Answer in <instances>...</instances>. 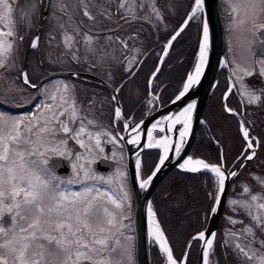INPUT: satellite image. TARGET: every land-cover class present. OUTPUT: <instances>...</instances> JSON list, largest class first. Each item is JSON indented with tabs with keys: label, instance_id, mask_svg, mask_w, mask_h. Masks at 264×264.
I'll return each instance as SVG.
<instances>
[{
	"label": "snow or ice",
	"instance_id": "snow-or-ice-1",
	"mask_svg": "<svg viewBox=\"0 0 264 264\" xmlns=\"http://www.w3.org/2000/svg\"><path fill=\"white\" fill-rule=\"evenodd\" d=\"M13 3L14 0H0V69L5 70L15 67L17 40H23V37L16 35L13 19L16 9ZM226 3L232 13L238 12V5L233 0H226ZM43 4L44 0H26L24 8L19 9L21 19L28 21L29 28L32 16L38 14ZM44 6L51 7L52 19L55 21L54 30L49 33V45L55 44L61 48L62 57L75 63H89L90 68L107 63L109 59L117 60V46L128 52H140L135 46L129 48L128 45V39H135L136 34L127 39L116 35L124 24L140 20L151 22L154 17L162 18L156 0H48ZM204 12L205 0H194L185 20V25L191 20H200L202 38L194 70L187 75L176 100H180L190 88L199 84L208 63L209 22L207 18H203ZM249 13L255 18L264 14V0H245L244 15L248 16ZM111 23H115L116 27H109ZM245 23V19L233 15L231 30L242 29ZM182 31L183 27L171 37L168 45ZM245 31L254 38L259 37L264 44V23H256L253 19L252 27ZM39 39V36L34 37L30 47L36 49ZM163 55H167V46ZM121 58L127 63H138L134 57L130 60L123 51ZM256 63L264 65V59ZM256 71L255 68L249 70L236 65V72L239 73L236 76L238 94L248 105L264 103V89L255 90L244 83V78L253 76ZM258 74L264 77V66L258 69ZM22 76L24 82L29 83L27 73H22ZM45 95L47 99L33 113L19 118L0 113V264H54L49 259L53 255L61 258L59 264H110L109 255L117 248L121 250L127 264H135L133 237L125 236L123 231L128 227L124 221L130 219L132 207L130 192L125 186L126 173H116L120 183L118 189L113 190L110 187L114 182L113 178L97 175L93 169L86 167L94 163L93 153H104L102 136L113 144L124 138L113 135L90 116V112L77 100L74 85L60 82L59 86L46 91ZM89 105L91 106V101ZM194 108L195 104L189 103L178 114L164 117V121H170L166 126L159 127L162 122L157 121L147 130L149 143L144 146L162 148L163 154L160 155L155 170L146 177L141 176L140 161L137 159L136 175L141 189H146L151 184L161 166L169 160L170 151L181 157L185 137L190 132ZM226 111L239 115L231 108H226ZM115 119H121L119 107L115 109ZM176 124L181 127L175 128ZM124 127L127 129L130 125L125 123ZM138 128L139 126L132 127V131L138 133ZM157 129L160 133L176 131L179 138L173 141L165 134L154 139L153 131ZM240 131L246 142L244 159L251 160L258 141L250 137L249 129L243 121ZM70 141L79 145L88 155L85 157L80 152L73 153ZM138 141L139 133L128 139L127 143L137 144ZM73 156L77 161L72 164L74 176L64 179L56 172L60 160L54 157ZM179 167L187 172L198 173L205 170L214 174L217 188L209 196L213 200L210 214H216L225 189L223 157L219 165H210L202 159L188 156ZM236 175L235 171L227 172V176ZM254 178L264 186V178ZM74 184L82 187L74 190L70 187ZM242 193L247 194L248 198L231 199V210L238 213L243 209L251 223L246 224L235 216L227 217L233 227L226 230L224 244L230 245L244 264H264V239L257 237L255 231L258 228L264 233V193L253 194L247 185L242 187ZM147 213L149 235L165 254L166 264H186L187 254L185 258L174 257L150 202ZM237 224L242 227L237 229ZM215 237V232L206 234L205 231H200L192 238L203 241L202 264H214L210 257L214 256ZM257 244L259 247L255 246ZM53 248L55 252L52 251Z\"/></svg>",
	"mask_w": 264,
	"mask_h": 264
},
{
	"label": "rangeland",
	"instance_id": "rangeland-1",
	"mask_svg": "<svg viewBox=\"0 0 264 264\" xmlns=\"http://www.w3.org/2000/svg\"><path fill=\"white\" fill-rule=\"evenodd\" d=\"M17 1L18 0H14V3H13L14 9H16V11H14V13H13V19L15 21L16 35L18 37H23V40L22 41L17 40V50L14 52V54H21V55L23 54V56L26 55V58H27V53H28L29 49H30V52H31V50L34 51V53H36V54H30V52H29V56H31L33 59L31 61L30 58L28 57L29 66L32 65L35 62V60L38 59V57H40L44 54L45 56H48V57L52 56L55 59L59 60L60 61L59 62L60 68H66L67 66H72V67H74V69H88V70L93 71L95 74L99 75L103 81H105L111 85L117 84L120 88L122 86V84L124 82H126L133 74V71L130 72L129 69L134 70L139 65V63H141L140 60H141V58H143V55L147 51L148 47L150 48L153 46L152 41H150V31H149L148 27H146L147 25L140 23V22H137V21H134L130 24H124L123 28L120 31H118L116 33V35H119V36L127 39L128 37L136 34L135 39H128V45H129V48H132L133 46H135V48L140 49V52H136V51L128 52L127 50H123L119 46H117V48H116V56L118 57L117 60L109 59V61L107 63L98 64L95 68H90L89 63H86V62H81V63H75L74 62V63L70 64L69 58L61 56V51H62L61 48L56 47L55 44H53L51 46L49 45L48 41H49V33L50 32H48V31L52 32L54 30V26L53 27L50 26V29H49V25H48L47 26L48 29H46L47 31H44V26H43V28H42L43 31L41 29V32L38 35L40 38L39 43H38V47L36 49H33L30 47L33 38L37 36L36 33H37L38 27H39L40 22H41V18L43 15L44 7H45L44 5L46 3V0H44V4L40 6L38 14L32 16L30 28L28 26V21L25 19H21L22 13L19 11V9L24 8V6L26 4V0H20V2H17ZM156 2H157L158 8L162 12V18L156 19L154 17L152 19L151 23L153 25H155V27L157 28V31L169 34L170 32L175 30V27L177 25V22H175L174 19L177 17L180 18V17L184 16V14L187 12V10L190 7L192 8L194 0H163V5L165 7V13L168 15V17L170 16L173 18V16H174V19H172V20H169L170 17H169V19H167L165 17L164 11L161 9L160 0H156ZM221 3H222L223 16H225V21H226V19H228V17H229V16L226 17V15L229 14L230 7L226 3V0H221ZM190 11L191 10H189L188 15L190 14ZM49 17H50V20L52 21V23L55 24V21L52 19L51 7H50ZM116 19H119V18L117 17ZM120 23L123 24V21H120ZM184 23H185V21L183 22V24ZM108 26L109 27H116L115 23H111ZM173 33H175V31ZM158 37H159V34H158ZM42 39H43V41H42ZM57 39H59V36H57ZM239 45L240 46H237V45L235 46L233 55L231 57H228V67L234 66V68H236L237 64L240 65V62L247 63L246 58L248 59L249 56L250 57L254 56L255 53L253 52L251 45H247V44H239ZM166 46H168V42H166L165 44L164 43L160 44V48H159L160 61H161V58L163 57L164 49ZM171 47H172V44H171ZM171 47H170V49H171ZM122 51L125 52V54H127L129 56L130 60H132V58L134 57L135 61H138V63H136V62H133V63L124 62L121 58V52ZM169 52H170V50H169ZM160 61H159V65H160ZM257 61L258 60H255V66H256L255 69L257 70L256 74H258V69L260 67L264 66V65H260V64L256 63ZM25 63H26V61H25ZM35 63L40 64L38 62H35ZM65 63H69V64L66 66ZM9 64H11V60L9 61ZM23 64H24V60H22V62H21V69H23V71H24L25 64H24V67H23ZM14 69H15V67H11L7 70L4 69L3 70L4 73L3 72L0 73L1 77L8 76V78L6 77V79L7 80L10 79L9 84L11 86H13L15 84L12 81L13 77L16 75ZM27 69H28V64H27V68H26L25 72L27 71ZM7 71H8V73H7ZM155 72H156V70H155ZM157 74H158V72L156 73V75ZM235 74L239 75L236 72H235ZM151 78H152V76L150 77L149 82H148L149 83L148 91H147V81H148L147 80V73H144V72H141V73L138 72L137 77L132 79V80H129L125 84V86H123V88L121 89L122 100H124L123 99V98H125L124 87H125V89H127V91H130V89L133 87L134 99H136V101L138 103V106L135 108L137 115H140V114H142L143 116L148 115V114L154 112L155 110H157L160 106H162L160 101L158 100V96L152 93L151 84L153 83V79L155 77L152 80H151ZM246 80H247V77L244 78V83L246 85H248L246 83ZM60 82H66V81L60 80ZM227 83H228V81H227ZM231 83H232V85L234 84L232 79H231ZM133 84H134V86H133ZM29 85H30V83H29ZM235 85H236V90L238 93L239 84L236 82V77H235ZM217 86L218 87L221 86L220 81H219ZM228 88L229 87L227 86L223 95H225L227 93V91L229 90ZM259 89H263V88L256 87L255 90H259ZM219 90H220V88L217 91V96H216V99L214 100L215 102L212 104L213 106H215V104H220V100H218L219 99ZM231 96H232V92L230 93V95L227 99V108H231L230 103H228V100H231L230 99ZM240 99L243 100V98L241 96H240ZM244 101L246 103V100H244ZM222 102H223V99H222ZM246 109H247V118H249L253 123L256 122L255 123V125H256L255 129L259 133L260 145L258 144V152L257 153L255 152V155H254V156H256V154H258V157L255 160V162L253 163V165H251V166H254V170L250 168L247 171L248 174L246 173V175L244 176V178L242 180H240V181L238 180L236 183H233L232 186L230 185V191H229L227 201H226V205H225V206H227V212H225L222 219H220L221 222H219V228H217L216 237L214 240V256L210 257V260H212L214 262V264H244V262L240 258H238L237 255L233 252L232 247L230 245L224 244V241L227 238L225 235L226 230L233 227L231 224H229L227 217L235 216V218H237L239 220H243L246 224L251 223V220L246 215V213L244 212L243 209H240L238 211V213H233V211L231 210V206H230L229 201L233 198H235V199H247L248 198L247 194L242 193V187L244 185L249 186L251 189V192L253 194L264 193V186H261V184L258 183L257 179L254 178V177L264 178V138L262 136V128L259 126V124L257 122L258 121L257 120V108H255V107L253 108L251 105H248L246 103ZM218 111L220 112L219 109H218ZM130 113L131 112H129V114ZM105 115L111 116L112 110L106 111ZM163 118L164 117L159 118L158 121L162 122ZM100 125H102L104 129H107L110 133H112L113 135H115L117 137H121L124 134L125 127L122 126L123 124H122V122H120V119L117 121H116V119H114L110 122H103ZM124 125H125V123H124ZM205 127L207 129H209V126L205 125ZM238 130L237 131L236 130L226 131V133H225L226 139L225 140H222V141H220L219 139H218L219 141L214 140L215 144L222 146L223 150L226 151V154L227 153L230 154L231 161H229L230 165H228V167L230 166L228 168V169H230L229 170L230 172H232V170H233V166H231V165L239 157V155H241V153H242L243 141H241V139L239 138L240 131H238ZM212 133H213V131H212ZM162 135H164V133H160L157 130L153 133V138L159 139L160 136H162ZM212 137L214 138V136H212ZM253 138H254V141H257L258 136L255 135ZM101 140H102V147H104L105 151H104V153H100V154L93 153V155L95 157L94 163L97 162L100 158H105V157H107L109 159H114V157L116 158V160H117L116 169L114 171H112V173L109 175H101V176H104L106 178H113L114 182L112 184H110V187L113 190H117L119 187L120 180L118 177H116V173L118 171L125 172L126 173L125 186H126V190H128L130 192L131 205H132V191H131L129 172H128V167H127V153H126V150L124 149V146H123L124 144H123L122 140H119L116 144L110 143V142H108V138L104 137V136L101 137ZM148 143H149V141H148ZM108 146H110V147L112 146V150L110 153H107V150H106V147H108ZM153 148H155V147H153ZM255 148L257 149V147H255ZM149 149H152V148H148L147 150H149ZM157 149L160 150L161 148H157ZM146 151H144L143 153H145ZM160 152H161V150H160ZM190 156L193 157V159H202V158L194 157L191 154H190ZM74 161L77 162L75 160V158H74ZM144 161L145 160H143L141 158L139 171H140L141 176L146 177L149 174V172L153 171V169L151 168L152 164L150 162L147 164V162H144ZM95 173L97 175H100L96 171H95ZM242 174L244 175V173H242ZM210 175L213 177V183H214V176L212 174H210ZM241 178H242V176L239 177V179H241ZM70 187L73 188L74 190H79V188H81L82 185L74 184V185H71ZM210 187L211 188L210 189L207 188V190L211 191L212 193H215L216 188H217L215 183L210 185ZM192 195H195V199H197V201H198L195 204V206L197 208L195 209V213H193L189 216H186V215H184V212L188 210V209H186L187 204H188V198H190ZM206 206H207V203L204 200V196H201L196 192L194 185H193V187L191 186V184L188 186L186 184V182H183V183L180 182L179 183L178 181H176V179H173V180L168 179L167 182L163 183V185L160 188V191L156 193V196H153L152 207L156 213L157 219L160 222L167 239L169 240L170 247H171L172 251H174V249L171 245V241H174L176 247L179 249L176 254H175V252H173L175 258H178V259L184 258L189 240L192 237H194L198 232L205 230V227H206V224L208 221V216H209V213L204 211V209L206 210ZM208 211H209V208H208ZM129 215H130V219L124 221V223L127 224L128 227L125 228L123 231H124L125 236H132L133 237L132 243L134 245V261H135V264H137L132 207L130 209ZM235 227L237 229H239L242 227V225L237 224V225H235ZM222 229H223V231H222ZM255 231H256L257 237H259L258 232H260V230L258 228H256ZM220 233L224 234L223 242H222V239H221V242H220V240H218V234H220ZM175 240L178 241L179 245L177 242H175ZM196 242H198V243H196ZM201 244H202V241L194 240L190 244L189 249L192 248V250L194 251L197 248V250H199V249H201ZM154 245L157 246L158 250L161 252V250L159 249V246L153 240H151V248ZM255 246L259 247L258 244ZM189 249H188V254H189ZM52 251L55 252V249L53 248ZM199 253H200V251H199ZM162 255L165 258V261L163 264H166V256L163 253H162ZM187 257H188V255H187ZM49 259L52 260L54 262V264H59V260L61 258L53 255V256L49 257ZM151 260H152V251H151ZM109 261H110V264H127V262L124 260V258L122 256L121 250L119 248H117V250L115 252H113L109 255ZM186 262H187V259H186Z\"/></svg>",
	"mask_w": 264,
	"mask_h": 264
},
{
	"label": "flooded vegetation",
	"instance_id": "flooded-vegetation-1",
	"mask_svg": "<svg viewBox=\"0 0 264 264\" xmlns=\"http://www.w3.org/2000/svg\"><path fill=\"white\" fill-rule=\"evenodd\" d=\"M17 2H20V0H18ZM233 2L238 5V12L232 13V11L230 9L229 14L226 15V17L229 16L228 19H226V21H225V16H223V27H224V35H225L227 62H228V57H231L233 55L234 48L236 45L237 46H240L239 44L251 45L253 52L255 53L254 56H252V57L249 56L248 59L246 58L247 63L240 62V66L242 68H247L249 70H252L253 68H256L255 60L264 59V53L262 55L256 54L257 45L262 44L261 39L259 37H255V38L252 37L249 33H247L245 31V29L252 27L253 19L256 20V23H264V14H261L259 16V18L253 17L251 15V13H249L248 16H245L244 15V2H245V0H233ZM190 10H191V7H190ZM49 13H50V11H49ZM222 13H223V11H222ZM233 15H236L237 18H243L246 20V23L242 29H237L236 31L231 30L230 25H231V18ZM47 22L49 25V29H50V26H52V27L54 26V24L50 20L49 14L47 16L45 24ZM42 31H43V29H42ZM48 32H51V31H48ZM262 45L264 48V44H262ZM29 58H30V56H29ZM14 60H15L14 71H15L16 75L13 77L12 81L15 84L13 86H11L9 84L10 79H8V80L6 79V77L8 78V76L1 77V75H0V81H1L4 89L8 92H13L12 100L6 99L5 95L0 93V113H5L9 117L19 118V117H22V116H25V115H28L30 113L35 112L37 110V106L41 105L47 99L45 92L54 90L57 86H59L60 80H65L66 83H68L69 85L75 86L77 100L84 107V109H86L90 112V116L94 117L95 120L99 124H102L103 122H110V121L115 119V109L117 107H116L115 101L113 99L112 93L107 87H105L103 85L102 82H105V81H103L101 79V77L99 75L95 74L93 71L88 70V69H74V67H72V66H67L69 63H65L67 66L66 68H60V66H59L60 61L59 60L55 59L52 56L48 57V56H45L43 54L42 56L38 57L37 60H35V62H38L40 64H36L34 62L32 65L29 66V62H28V69L25 73H27V75H28V80L30 83V85H29V83L26 84L24 82V79L22 76V73H24V72H23V69H21V62H22V60H24V64H25L26 55L23 56V54L22 55L21 54H14ZM140 61H142V58ZM69 62H70V64L74 63L71 59L69 60ZM24 64H23V67H24ZM3 70L4 69H0V73H2ZM229 70H230V74H231V79L235 84V77L237 75L234 73L236 72V68H234V66L233 67L229 66ZM57 72H67V73H70L71 75L70 76H54V75H52V74L57 73ZM7 73H8V71H7ZM135 73H136V69L133 70L132 76L126 82H124L120 88L117 84H112V85L110 84L111 86H113L116 89L117 94H118L119 103H120V107H121L120 108L121 109L120 122H122V124H123L122 126H124V123H127V121H131L132 123H136L137 121H139L140 119H142L143 117L146 116L145 115V116L137 117V113H134L133 115L127 116L124 112L125 98H123L124 100H122L121 89L123 88V86H125V84L129 80L133 79V76L135 75ZM225 79H226V81H228L227 84H228V87L230 88L228 73L224 69H222L220 76H219L218 83L220 81L221 84H224ZM246 83L252 89H256V87L264 89V77H261L259 74H254L253 76L247 77ZM32 85H35V87H33ZM231 92H232V94L235 95L238 102L240 103L241 110H240V112H238L236 106H234V105H232L231 108L233 110H235L236 113H239L240 118L243 120V122L246 123V126L249 129L250 137L253 138L255 135L258 136L257 141H258V144L260 145L259 133L255 129V126H256L255 123L256 122L253 123L249 118H247L246 103L244 100L240 99V95L237 93V90H236V85H235V87H232ZM225 95L223 96V103H222L223 108H224ZM228 97H227V99H228ZM227 99H226V105H227ZM158 100H159V98H158ZM90 101H91V106L89 105ZM251 106L253 108L254 107L257 108V120H258L257 122H258L259 126L262 128V136L264 138V103L252 104ZM110 110H112V115L111 116L105 115L106 111H110ZM234 117L239 122V131H240L241 121L238 117H236V116H234ZM205 123H206V121H205ZM205 125H207V123L204 124V126ZM240 135L243 138L241 131H240ZM69 146L72 149L73 153L80 152L85 157L88 155L84 149H81L79 147V145L75 144L74 142L70 141ZM245 148H246V144L242 150L241 155H239V157L231 165V166H233L232 171H235L245 160L244 156H243ZM124 149H125V147H124ZM106 150H107V153H110L112 150V146L106 147ZM254 151L257 153L258 147H257V149L255 148ZM257 157H258V154H256V156H253V159L247 161L243 165V167L238 172V174L231 180V183H230L231 186H232V181L236 177L242 176L241 179H239V177H238L234 181V183H236L238 180L239 181L242 180L250 168L254 170V166H251V165H253V163L255 162ZM54 158L60 160V165L56 169V172L59 176H61L64 179H68V178L74 176V170L72 168V164L76 163L74 161V156L71 158H60V157H54ZM101 159H105V158H100L99 160H101ZM107 160L115 161L116 167H117V160L115 157H114V159L107 158ZM95 163H92L90 165H86V167H89V168L93 169L94 171H96L95 167H94ZM223 166L225 167L226 170H228V171L230 170V169L226 168L225 161H223ZM116 167H115V169H116ZM242 170H244V175L240 174ZM64 172H65V174H64ZM96 172L100 175H109L112 173V172L106 173V172H99V171H96ZM229 191H230V188H229ZM225 212H227V206H225V208H224L221 219H222ZM220 222H221V220H220ZM218 228H219V225H218ZM222 231H223V229H222ZM218 235L220 236V238L222 239V242H223L224 234L220 233ZM258 235L261 239H264V233L258 232Z\"/></svg>",
	"mask_w": 264,
	"mask_h": 264
},
{
	"label": "water",
	"instance_id": "water-1",
	"mask_svg": "<svg viewBox=\"0 0 264 264\" xmlns=\"http://www.w3.org/2000/svg\"><path fill=\"white\" fill-rule=\"evenodd\" d=\"M47 3H48V0H46L45 5ZM49 9L50 7H47V8L44 7L41 22L38 27L37 33H36L37 36L40 34L41 29L43 28L45 24L46 18L49 13ZM203 18H207L209 22V41L210 43H209L208 63L204 68V73L200 78L199 84L194 85L192 88H190L189 91L180 100H176L175 98L168 105L163 106V107L160 106L157 110H155L151 114L146 115L145 117H143L136 123L127 121L130 127L125 129L123 136H121L124 138L122 141L125 146L126 153H127V166H128L129 179H130V185H131V191H132V213H133V224H134V232H135V249H136L137 264H152L151 239L149 237V229H148V213H147L148 204L149 202L152 204V198H153V195L156 189L173 170L175 169L183 170L179 167V164L183 162V159H186L188 156H190V153L193 148L194 142L196 140L199 128L201 125L205 124L203 115H204V112L206 110V107L209 101L211 100V98L213 97L215 93L218 80H219V76H220V72L222 69H224L228 73L230 87H232L231 74H230V70H229L228 62H227L221 0H205V12H204ZM137 22H141L143 24L150 26L153 29L156 37H158V31L151 22H147L143 20H140ZM186 26L187 25H185L184 23L181 27H183V30H184ZM173 41L174 40H172L171 44L173 43ZM170 47L171 45L167 46V54L170 50ZM29 52H30V49L27 53L25 68L23 71L24 73H25V70L28 64ZM263 53H264L263 45L262 44L257 45L256 54L262 55ZM197 56H198V53L194 59L190 72L194 70V65L197 62ZM165 57L166 56L163 55L160 61V65ZM160 65L158 67L159 69H160ZM156 73L157 71L155 72V75H152V78L156 76ZM52 75L70 76L71 74L67 72H57ZM102 83L105 87H107L111 91L112 96L115 97L114 101H115L116 107L121 108L116 89L106 82H102ZM0 93L4 94L6 99L8 100H12L13 98L12 97L13 92L6 91L1 81H0ZM230 93L231 92H229L228 90L225 95V100H224V110L225 111L227 108L226 99L230 95ZM192 102L195 103V108H194V113H193V118H192V123H191V129H190L189 136L187 140L185 141L184 147L182 149L181 157H177L174 154V152L170 151L168 154L170 157L169 160H167L165 164L161 166V170L156 173L151 184L146 189H141L139 187V180L137 179V175H136L137 174L136 164H137V159L141 161L143 152L148 149V147L144 146L147 143V130L159 118L166 117L168 115L177 114L182 109H184L189 103H192ZM226 112L229 114H232L228 111ZM234 116L238 117L241 122L243 121L239 115H234ZM136 126H139L138 132H141L142 134L141 140L137 144H129L127 143V140L130 139V131L132 130V127H136ZM247 161L249 160L245 159L243 163L235 170L237 174ZM207 163H209L210 165H216L210 162H207ZM94 167H95V170L99 172H106V173L112 172L114 171L116 167V162L113 160L101 159L95 163ZM224 170L226 171L225 189H224V192L221 194V203L219 205L217 213L214 215L210 214L207 227L204 230L206 234H210L212 232L216 233L221 216L223 214V211L226 205L230 183H231V180L234 178L231 176H227V172H230V171L226 170L225 167H224ZM205 172H208V171L202 170L201 172H198V173H205ZM192 238L189 240V243L186 249L185 254L187 255H188L189 246L194 241ZM202 246H203V241H202L201 249L199 253L198 264H202V260H203ZM187 255H186V259H187Z\"/></svg>",
	"mask_w": 264,
	"mask_h": 264
},
{
	"label": "trees",
	"instance_id": "trees-1",
	"mask_svg": "<svg viewBox=\"0 0 264 264\" xmlns=\"http://www.w3.org/2000/svg\"><path fill=\"white\" fill-rule=\"evenodd\" d=\"M160 2H161V9L164 11L165 17L169 19L170 16L168 17V15L165 13L163 0H160ZM189 10L190 8L187 10L184 16L180 18L177 17L174 19V16L173 18L170 17L169 20L174 19V21L177 22V25L174 30L175 33L183 24V22L186 20ZM47 26H48V22L44 26V31H47L46 30L48 29ZM146 27H148L150 31V41H152L153 46L150 48L148 47L147 51L143 55L141 63L138 66L136 65L137 66L135 68L136 73L133 76V79L137 77L138 72L147 73V80H148L147 91H148L149 79L159 66L160 44L161 43L165 44L166 42H168L175 33H173L174 31H172L169 34H166L158 31L159 37L156 38L152 28L149 26ZM201 37H202L201 22L200 20L194 19L188 22L185 29L173 41L170 52L163 60L160 69L158 71V74L155 76V78L153 79V83L151 84L152 93L158 96L162 106H166L169 103H171L179 94V92L182 90L183 84L187 79V75L189 74L194 59L198 53ZM30 54H36V53H34V51L31 50ZM30 60L31 61L33 60L31 56H30ZM220 85H221L220 87L217 86L214 96L207 105V108L203 115V118L206 121L207 126H209V129H207L204 125L200 126L196 140L191 150V155L197 158H202L205 161L217 165L221 163V157H223V161H225L226 168L228 169L230 167V166L228 167V165H230L229 161H231L230 154L228 153L226 154V151L223 150L222 146L215 144L214 140L216 141L225 140L226 131H231V130L237 131L239 129V122L233 115L225 112V110L222 107V103H223L222 99L224 96L223 94L228 86L226 79L224 80V84L220 83ZM219 88L220 90H219L218 100H220V104H215V106H213L212 104L215 102L214 100L216 99L217 91ZM124 90H125L124 112L127 116H130L136 113L135 108L138 106V103L136 99H134L133 87L130 89V91H127L125 87ZM230 99L231 100H228V103H230L231 107L232 105L236 106L237 111L240 112L241 110L240 103L238 102L235 95L232 94ZM218 109L220 110V112L218 111ZM129 112L131 113L129 114ZM141 116L143 115L142 114L137 115V117H141ZM212 136H214V138ZM239 138L241 139V141H243V147H242L243 150L246 142L241 137V135L239 136ZM160 154L161 152L159 149L152 148L147 150L145 153H143L142 159L145 160L144 162H147V164L150 162L152 164L151 168L154 170L156 164L159 161ZM152 172L153 171L149 172V174H151ZM242 173H244V170H242L240 174ZM238 177H236L232 181V184ZM168 179L170 180L176 179V181H178L179 183L186 182L188 186L191 184L192 187L194 185L196 192L199 195L204 196V200L207 203L206 210L204 209V211L209 213L208 216V221H209L210 207L213 204V200L209 196V193L212 192L208 191L207 188L210 189L211 188L210 185L214 184L213 177L207 172L192 173L180 169H175L159 185V187L155 191L156 193L160 191L161 186L163 185L164 182H167ZM156 193H154L155 195L153 196H156ZM196 202L198 201L197 199H195V195H192L190 198H188V204L186 208L188 210L184 212V215L189 216L195 213V209L197 208L195 206ZM152 203H153V199H152ZM218 240H220L221 242V238L219 235H218ZM175 242L178 243L177 240H175ZM171 245L174 249L173 252H175L176 254L179 249L176 247L174 241H171ZM151 251H152V263L163 264L165 258L163 257L162 253L158 250V247L154 245L151 248ZM199 251L200 249L197 250L196 248L193 251L192 248H190L186 264H190V263L198 264Z\"/></svg>",
	"mask_w": 264,
	"mask_h": 264
},
{
	"label": "bare ground",
	"instance_id": "bare-ground-1",
	"mask_svg": "<svg viewBox=\"0 0 264 264\" xmlns=\"http://www.w3.org/2000/svg\"><path fill=\"white\" fill-rule=\"evenodd\" d=\"M209 43H210V41H209ZM208 53H209V51H208ZM192 103H194V102H192ZM195 104V103H194ZM187 107V106H186ZM181 111H183V109L181 110ZM180 111V112H181ZM193 113H194V109H193V111H192V113H191V116H192V118H193ZM178 114V113H177ZM173 115H168V116H166V117H172ZM158 121V120H157ZM157 121H155L154 123H156ZM168 122H170V121H164L163 119H162V123L159 125V127H164V126H166V124L168 123ZM153 123V124H154ZM191 123H192V119H191ZM152 126V125H151ZM151 126H150V128H151ZM175 128H180L181 127V125H179V124H176L175 126H174ZM149 128V129H150ZM190 129H191V125H190ZM158 130V129H157ZM157 130H154L153 131V133L155 132V131H157ZM139 133V141L141 140V132H138ZM138 133L137 132H133L132 130L130 131V139L132 138V137H136L137 135H138ZM190 133V132H189ZM165 134H167V135H169L170 137H171V139L173 140V141H175V140H177L178 138H179V134H178V132H176V131H173L172 133H164V135ZM189 136V135H188ZM188 136H186L185 137V141L187 140V138H188ZM138 141V142H139ZM147 143H148V138H147ZM146 143V144H147ZM161 154H163V149L161 148ZM169 154V153H168ZM207 163V162H206ZM209 164V163H208ZM213 174V173H212ZM214 175V174H213ZM156 220L158 221V219H157V216H156ZM159 222V221H158ZM159 224H160V222H159ZM160 228H161V230L163 231V229H162V226H161V224H160ZM163 233H164V231H163ZM164 236H165V238H166V240L168 241V239H167V237H166V235H165V233H164ZM149 237H150V239L151 240H153L154 241V239H153V237L152 236H150L149 235ZM155 242V241H154ZM156 243V242H155ZM157 245H158V243H156ZM168 246L170 247V244H169V241H168Z\"/></svg>",
	"mask_w": 264,
	"mask_h": 264
}]
</instances>
